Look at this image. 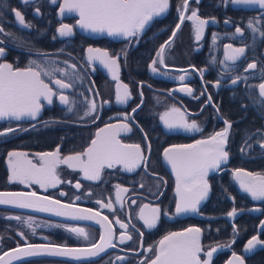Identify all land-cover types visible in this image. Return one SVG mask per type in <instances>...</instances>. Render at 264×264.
Wrapping results in <instances>:
<instances>
[{"label":"flooded vegetation","instance_id":"1","mask_svg":"<svg viewBox=\"0 0 264 264\" xmlns=\"http://www.w3.org/2000/svg\"><path fill=\"white\" fill-rule=\"evenodd\" d=\"M62 1L52 3L50 0H35L22 4L21 0H0V27L15 38L10 40L0 34V41H3L0 47L4 48L0 63L7 62L14 68H25L30 60H41L36 55L39 51L51 54L57 61L55 67L64 68L62 62L68 61L69 64H76L78 72L74 78L71 69L68 70L67 78L64 73H57L51 78L64 79L73 85L63 90L70 101H75L72 112L59 101L57 94L52 97L51 104L42 99L43 107L35 119L0 120V131L16 129L0 137V190L33 191L92 209L100 213L101 219L107 216L113 222L112 243L115 247H107L105 252L87 259L39 255L15 264H141L145 257H153V252L147 249L153 247L155 250L164 235L189 227L201 229L200 241L204 253L212 247L216 249L210 264H228L229 260L232 264H238L234 253L243 258L244 264H264V247L256 244L249 252H244L251 237L257 236L264 241V200L253 199L241 188L233 174L235 169L242 168L264 175V150L257 146L258 142L264 144V139L260 135H253L258 131L264 132V111L251 106L248 99L258 94V85L264 82V71H261L264 69V42L258 33L253 34L246 27L248 19L260 16L261 11L257 7L251 9L245 5L226 4V0H199V3L188 0L185 17L197 9L201 19L216 21L205 25L201 39L196 41L195 21L185 18L179 30H176V24L180 23L178 10L182 0H170L169 9L155 17L141 34L125 38L85 29V32H81L77 17H60L58 9ZM37 7L39 16L35 14ZM13 10L19 11L25 23L31 24L32 28L20 29ZM225 20L230 22L226 24ZM61 23L73 26L71 36H59ZM256 26L264 31V19ZM236 27H240L243 32L235 34ZM173 31H176V36L171 39V46H166L164 51V62L168 67L157 63L155 67L160 71L153 73L151 61L156 59V52L165 41H169ZM213 33L216 34L214 42ZM228 44L233 48L244 47L245 54L234 64L226 61V69L221 62L225 61V45ZM88 47L106 49L110 56L119 55L124 50L126 56H121L118 61L116 74L119 80L113 79V73L98 61L87 62ZM213 58L215 63L212 62ZM253 62L257 68L245 72L247 64ZM197 70H204L203 74ZM181 75L185 77L184 81L178 79ZM237 76H246V80L233 85L231 80ZM218 79L220 83L217 86ZM45 82H49L48 78H45ZM117 83L129 86L131 98L126 104L115 101ZM182 88L192 89L191 94L182 91ZM90 89H98L99 95ZM84 97L96 99V113L84 116L87 105ZM102 101L108 103L100 107ZM242 104L248 106L242 107ZM137 105L140 107L137 108ZM172 107L180 109L189 123L195 120L200 131L167 128L160 117ZM133 108H137L135 113L132 112ZM125 113L134 117L124 121L131 130L120 132L117 138L124 144L141 145L147 160L146 168L143 163L131 171L119 164L111 169L105 167L100 179L94 181L86 179L80 169L61 164L55 169L54 174L59 180L55 186L41 188L35 181L22 184L9 180V151L26 152L29 154L27 159L33 163H39L37 153L54 152L57 148L61 157L83 152L99 128L121 122ZM97 115L99 119H94ZM173 118H179V114L173 113L169 119ZM225 121L231 124L225 146L229 154L227 161L220 168L209 170L206 177L209 192L199 205V212L175 215V173L163 157L164 149L207 139L223 131L227 127ZM144 133H147L146 139ZM245 141L251 147H247ZM149 143L150 153L147 150ZM77 182L81 185L79 189L75 187ZM141 184L144 186L141 187ZM117 185L128 191H120ZM117 194L120 200L116 199ZM132 200L136 204H132ZM97 201L111 202L115 211L104 208ZM144 204L158 205L162 209L160 220L151 229L138 217L139 209ZM233 208L237 210L236 215L229 216ZM17 216L21 219H14ZM29 218L32 220L31 228L26 222ZM117 218L128 228L121 229L120 224L116 223ZM69 227L83 228L89 234V240L69 232ZM121 231L131 235L132 239L120 241ZM21 232L24 236L19 234ZM103 232L104 227L99 221L62 220L0 205V255L25 243L87 247L90 243H99ZM140 233H143L142 237ZM117 257L123 259L118 260ZM204 259H207L206 255L201 254V260Z\"/></svg>","mask_w":264,"mask_h":264},{"label":"snow or ice","instance_id":"2","mask_svg":"<svg viewBox=\"0 0 264 264\" xmlns=\"http://www.w3.org/2000/svg\"><path fill=\"white\" fill-rule=\"evenodd\" d=\"M35 0H21L22 4L33 3ZM55 3L56 0H50ZM199 3V0H196ZM233 5H246L256 6L261 15L251 17L248 19L246 27L251 29L253 34H259L262 42H264V31H261L256 25L264 19V0H226V4ZM170 6V0H63L59 7V14L64 16L68 13L76 12L79 15L78 25L81 29L88 30L93 33H107L109 36L133 38L141 34L147 25L155 17L165 13ZM188 0H182L178 15L180 23L176 24V30H179L180 25L184 22L185 18L189 21H195L196 41L201 39L204 31V26L211 23H216L215 19L209 21L208 19H201L198 16V10L193 9L187 17L184 13L187 11ZM14 16L17 25L22 30L32 28L31 24L25 23L24 16L16 10ZM35 14L40 15L39 7L35 9ZM230 21L225 20V23ZM72 25L61 23L58 28L60 37H67L72 35ZM243 30L240 27L235 28V34H241ZM0 34L7 36L10 40H14L12 34L5 33L4 29L0 27ZM176 36V31L172 32L169 41H165L156 52V59L151 61V71L158 73L159 68L155 67L157 63L168 67L164 62V51L166 46H171L170 41ZM55 39V37H53ZM213 42L216 40V34H212ZM255 40V35L253 36ZM3 43V41H0ZM225 61L221 63L227 69L226 61H231L233 64L244 57L245 48H233L231 44L225 45ZM62 51V50H61ZM87 62L98 61L101 65L113 73V79L119 80L118 75V61L121 56H126L124 50L121 54L110 56L106 49L88 47L87 49ZM4 55V48L0 47V57ZM41 60H30L29 65L25 68H14L11 63H0V120L14 119L20 120L24 117L35 118L43 107L42 99L46 100L49 104L52 102V97L58 95L59 101L67 106L69 112L73 111L72 105L75 101H70L69 97L63 94V90L73 87L71 83H66L64 79L51 78L57 73H64L67 78L68 70H72V78L78 75L76 64H69L68 61H63L64 68L55 67L57 61L52 58V55L46 52H36ZM215 63V59L212 60ZM257 64L255 62L248 63L245 72L248 70H255ZM178 71H185L179 69ZM203 74L204 70H197ZM264 71V69H261ZM167 75V73H164ZM48 78L49 82H45ZM180 81H184L183 75L179 76ZM246 80V76H237L231 80L233 85L242 83ZM143 83V82H141ZM220 80L216 81L218 86ZM56 86H59L58 88ZM258 94L255 97L249 96L250 105L264 111V82L258 85ZM182 91L191 94L192 89L182 88ZM96 95H99L98 89H90ZM203 94V93H202ZM143 97V92H140ZM131 98L129 86L127 84L117 83L115 90V101L120 104H126ZM211 102V96H208ZM87 102L86 111L84 116H90L97 112L98 104L95 98L89 99L84 97ZM102 101L100 107H103ZM143 100L141 99V104ZM243 105L242 107H247ZM140 105H137L139 108ZM137 108H133L132 112L135 113ZM173 113L179 114V118L169 119ZM134 119L129 114L125 113L121 122L117 124H105L103 128H99L95 133V138L91 140L88 147L83 152L61 157L59 148L54 152L37 153L39 163H33L31 159H27L28 153L19 151H9L7 153L11 175L10 181H19L22 184H30L35 181L41 188L46 186H55L59 182L55 176V169L58 165H67L72 169H80L84 177L88 180H99L101 172L105 167L111 169L115 165H123L127 170L131 171L139 167L142 163L145 168L147 160L144 150L141 149L140 144H124L117 137L120 132L130 131V125L124 121ZM94 119H99L95 116ZM160 119L164 122L167 128L175 129L182 128L188 131H200L199 125L195 120L189 123L180 113V109L172 107L166 111ZM227 127L221 131L210 135L207 139L196 140L193 144L187 145H172L170 148H165L163 157L165 161L171 166L172 171L175 173V192L177 199L174 206V214H188L198 213L199 205L206 199L209 192V185L206 177L211 169L220 168L223 162L228 159V152L225 150L227 143V136L231 124L225 121ZM26 131V129H23ZM16 131L13 128H7L0 131V137ZM253 135H260L264 139V132H256ZM145 139L147 133H144ZM251 137H249L250 139ZM247 147H251L247 144ZM257 146L264 150V144L257 143ZM147 150L150 153L151 145L147 144ZM244 149L242 148L241 151ZM234 177L239 182L242 189L251 195L253 199L264 200V175L255 172H248L242 168L234 170ZM70 183V182H69ZM144 185L141 184V187ZM75 187L79 189L81 185L77 182ZM120 191L127 192L128 189L116 186ZM63 195V194H62ZM162 195V193H160ZM158 198V197H157ZM76 199H80L77 197ZM117 200L121 197L117 194ZM49 197H39L36 192H0V205H14L19 208H38L40 211H54L58 216H75L77 212L84 213L78 218L80 219H97L100 213L93 212L92 209H77L72 204H61L60 201H51L55 207L45 205L44 202L49 201ZM104 208L115 211L112 203H103ZM136 204L135 200L131 201ZM123 205L121 204V207ZM145 210H148L147 213ZM237 210L233 208L228 215H236ZM162 215V209L156 205L151 206L144 204L140 207L138 212L139 219L143 220L144 225L151 229L157 225ZM14 219L20 220L21 217L17 216ZM28 226L32 227V220L29 218L27 221ZM104 227V232L99 237V243H90L87 247L70 248L56 244H30L25 243L23 247L19 245L12 249L10 252H5L0 256L2 264H11L13 260H18L23 257H33L39 255H51L60 257H70L76 260L87 259L96 257L100 253L105 252L107 247H115L112 243L113 240V222L107 216L99 220ZM116 223L120 224L121 229H127L128 225L116 219ZM264 224V222H262ZM63 226V225H58ZM133 227H135L133 225ZM67 230L77 236H82L84 240H89V234L83 229L78 227H69ZM235 229L233 230L235 234ZM35 232V229H33ZM200 228H186L181 232H168L158 241L155 247H149L147 251L153 252V257H145V261L141 264H210L213 252L216 251L214 247L204 253L203 247L200 244ZM24 236V233H19ZM141 237L143 233H140ZM120 241L131 240L132 236L127 235L121 231L119 236ZM256 244L264 247V241L258 239L257 236L251 237L247 241V246L244 252L247 253ZM201 254L206 255L207 259L201 260ZM238 264H244L243 258L233 254ZM5 257H8L6 260ZM122 260L123 257H117ZM228 264H232L229 260Z\"/></svg>","mask_w":264,"mask_h":264},{"label":"water","instance_id":"3","mask_svg":"<svg viewBox=\"0 0 264 264\" xmlns=\"http://www.w3.org/2000/svg\"><path fill=\"white\" fill-rule=\"evenodd\" d=\"M62 3H63V1H62ZM61 3V4H62ZM246 6V5H245ZM247 8H251V9H254L256 6H246ZM58 13H59V9H58ZM60 15V14H59ZM67 16H75V17H77L78 18V20H79V15H78V13H76V12H72V13H68V14H66V15H64V16H61L60 15V17L61 18H63V17H67ZM78 28H79V30L81 31V32H85L84 31V29H81L80 27H79V25H78ZM37 117V116H36ZM35 117V118H36ZM25 118H27V119H35V118H30V117H25ZM168 164V163H167ZM169 165V164H168ZM170 166V165H169ZM171 167V166H170ZM0 192H25V193H27L26 191H20V190H0ZM33 192V191H32ZM37 195L39 196V197H49V196H46V195H42V194H39V193H37ZM50 198V200L49 201H46V202H44L45 203V205H47V206H50V207H55L54 205H52L51 204V201H59V200H57V199H54V198H51V197H49ZM60 203L63 205V204H69V203H65V202H62V201H60ZM1 206H8V207H10V208H12V209H16V210H23V211H27V212H33V213H37V214H42V215H46V216H51V217H54V218H58V219H62V220H74V219H80V218H78L80 215H84V213H80V212H77L76 213V215L75 216H58V215H56L55 214V212L54 211H50V212H46V211H40L38 208H19V207H16V206H14V205H1ZM75 206V205H74ZM77 209H89V208H85V207H78V206H75ZM93 212H96V211H94L93 210ZM101 219V216H99L97 219H85V220H87V221H94V222H97V221H99ZM190 228V227H189ZM192 228H195V227H192ZM185 230V229H184ZM184 230H181V231H184ZM181 231H178V232H181ZM200 244H201V241H200ZM20 247H23V246H20ZM12 249H15V248H12ZM12 249H9L8 251H6V252H10ZM5 253V252H4ZM3 253V254H4ZM3 254H1L0 256H3ZM34 257V256H33ZM25 258H30V257H23V258H20V259H18V260H13L12 262H11V264H15V263H17L18 261H20V260H22V259H25ZM66 258H70V257H66ZM5 259L7 260L8 259V257H5ZM0 264H2V262H0Z\"/></svg>","mask_w":264,"mask_h":264}]
</instances>
